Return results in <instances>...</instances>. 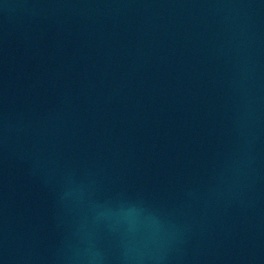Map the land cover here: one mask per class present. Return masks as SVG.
<instances>
[{
  "label": "water",
  "instance_id": "1",
  "mask_svg": "<svg viewBox=\"0 0 264 264\" xmlns=\"http://www.w3.org/2000/svg\"><path fill=\"white\" fill-rule=\"evenodd\" d=\"M0 264H264V0H0Z\"/></svg>",
  "mask_w": 264,
  "mask_h": 264
}]
</instances>
